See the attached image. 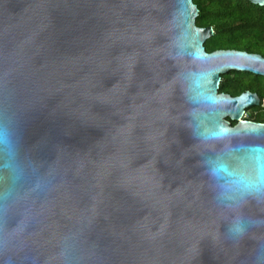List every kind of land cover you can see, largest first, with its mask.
<instances>
[{"label":"water","instance_id":"95a60500","mask_svg":"<svg viewBox=\"0 0 264 264\" xmlns=\"http://www.w3.org/2000/svg\"><path fill=\"white\" fill-rule=\"evenodd\" d=\"M197 15L0 0V264H264V145L212 141L264 132L218 91L264 56L207 51Z\"/></svg>","mask_w":264,"mask_h":264},{"label":"trees","instance_id":"16d2710c","mask_svg":"<svg viewBox=\"0 0 264 264\" xmlns=\"http://www.w3.org/2000/svg\"><path fill=\"white\" fill-rule=\"evenodd\" d=\"M198 8L195 23L212 26L213 33L204 42L207 51L219 48H238L264 56V5L250 0H193ZM230 77L221 75L219 91L237 93L250 88L264 95V77L253 75Z\"/></svg>","mask_w":264,"mask_h":264},{"label":"flooded vegetation","instance_id":"af4514ba","mask_svg":"<svg viewBox=\"0 0 264 264\" xmlns=\"http://www.w3.org/2000/svg\"><path fill=\"white\" fill-rule=\"evenodd\" d=\"M228 48H230V47H228ZM234 49H238V48H234ZM240 50H243V49H240ZM254 53H257V52H254ZM226 73H230V77H232V78L237 77L238 76L237 73H240L242 77H246V76L254 77L253 75H258V74H254V73H251L248 71H239V70H233V69L227 71ZM258 76L264 77L263 75H258ZM258 83L260 85H262V87H264L263 83H260V82H258ZM246 90H248L250 92H256L250 88L242 89L237 93H231V92L225 91V90H223V91L218 90V91L219 92H225V93H228V94L234 96V95H238L241 92H244ZM257 95L259 97V103L245 107L239 118L234 119V118H231L227 115L224 117V119L228 122L230 127L237 125L240 121H250V122L259 123V124L264 125V95L258 94V93H257ZM212 141L215 143H221L224 141H228V145H231L233 143H238V142H240V143L256 142V143H260V144L264 145V132L257 137H254L252 135H246L244 133H239V134H235V135H226V136H221L219 138H213ZM260 196H261V198H264V190L261 192Z\"/></svg>","mask_w":264,"mask_h":264}]
</instances>
